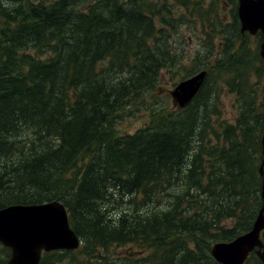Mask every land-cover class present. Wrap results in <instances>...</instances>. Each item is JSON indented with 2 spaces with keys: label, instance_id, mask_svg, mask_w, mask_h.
I'll list each match as a JSON object with an SVG mask.
<instances>
[{
  "label": "trees",
  "instance_id": "obj_1",
  "mask_svg": "<svg viewBox=\"0 0 264 264\" xmlns=\"http://www.w3.org/2000/svg\"><path fill=\"white\" fill-rule=\"evenodd\" d=\"M180 3L186 12L158 0H0V209L60 200L82 240L40 264H131L112 250L128 245L144 252L132 264H220L213 244L252 228L264 60L238 27L215 46L222 22H202L197 95L183 108L151 104L143 127L119 129L181 67L179 24L204 9ZM219 82L239 95L235 122L221 116ZM244 264L262 262L251 252Z\"/></svg>",
  "mask_w": 264,
  "mask_h": 264
},
{
  "label": "water",
  "instance_id": "obj_2",
  "mask_svg": "<svg viewBox=\"0 0 264 264\" xmlns=\"http://www.w3.org/2000/svg\"><path fill=\"white\" fill-rule=\"evenodd\" d=\"M239 17L243 30L255 33L262 30L260 54L264 59V0H240ZM207 70L179 81L171 95L180 108L186 107L204 84ZM264 143V138H263ZM264 178V162L261 166ZM263 205L252 228L231 241L214 243L212 255L220 264H244L256 250L264 264V179ZM0 242L11 248L6 264H40L43 252L75 250L81 245L79 235L71 226L65 204L59 200L36 204H17L0 209Z\"/></svg>",
  "mask_w": 264,
  "mask_h": 264
},
{
  "label": "rangeland",
  "instance_id": "obj_3",
  "mask_svg": "<svg viewBox=\"0 0 264 264\" xmlns=\"http://www.w3.org/2000/svg\"><path fill=\"white\" fill-rule=\"evenodd\" d=\"M162 1L175 2V0H158V3H161ZM226 1L227 0H198V2L202 4L204 10L200 11V15L196 12H193L192 10V13H196L193 19L191 17V21L193 23L191 22L189 24H186L185 21L181 22L179 24V35L176 37L177 39L173 41L183 52L184 59L180 65L181 67H178L176 71L164 70L162 72L161 80L158 84V87L154 91H151L145 95L144 103L134 105V112L127 114L121 124H119V129L121 131L134 133L137 129L143 127L147 122H149L150 117L149 114L146 112V107L151 106V104L170 108L175 106V103L171 96V90L180 80L189 77L190 75L194 74L199 70H202V68L204 67L203 64L200 66L195 65L196 62L202 56L201 52L205 51L207 47V43L205 40L206 36L202 34L203 28L200 24L203 22L205 25H210L212 21H221L219 18H222L221 22L223 25L219 23L218 24L223 27H221L222 29H224L225 18H231V6L230 3ZM176 12L178 13L186 11L184 7L180 5L178 8H176ZM231 20L234 21L233 19ZM235 23L238 26V23ZM221 30L213 32L215 36L213 37L212 44L215 46H219L218 41L221 38ZM252 39L256 42V39ZM249 42V48L253 50L251 48L252 42ZM262 69H264V67H262ZM216 74L217 73H213L211 75V80H219V78H215ZM218 85L220 89L218 107L221 110V116L224 119H227L231 122H235L240 109L238 106L239 95L234 90H231L228 86L221 85L220 82ZM1 245L0 259L4 256V245ZM136 249H140V247L135 245L121 247L116 246L112 250L114 256H123L124 258H129V261L132 264V262L135 261L136 258L141 255H144V252H139Z\"/></svg>",
  "mask_w": 264,
  "mask_h": 264
},
{
  "label": "flooded vegetation",
  "instance_id": "obj_4",
  "mask_svg": "<svg viewBox=\"0 0 264 264\" xmlns=\"http://www.w3.org/2000/svg\"><path fill=\"white\" fill-rule=\"evenodd\" d=\"M172 3H176L177 6H180L181 3H180V0H175V2L173 1H170ZM226 2H229L230 3V6H231V11H230V16L231 18H225V28L221 30L220 32V36H223V35H234L235 34V28H234V25L236 27H238V33L240 34L241 38H242V41H241V44L243 46L246 47L245 45V41L243 39V37L249 41L252 42V49L251 51H258L260 52V47H261V44H262V41H263V33H262V30L261 29H258L255 33H251L249 30H243L242 29V24H241V21H240V17H239V2L240 0H227ZM221 21H222V18H219ZM231 19H233L234 21H232ZM238 23V26L236 25V23ZM243 35V37H242ZM256 39V42L252 39ZM248 41V45L250 44V42ZM264 162V160H263ZM262 237H263V241H264V230L262 231ZM261 260V259H260ZM262 262V261H261Z\"/></svg>",
  "mask_w": 264,
  "mask_h": 264
}]
</instances>
